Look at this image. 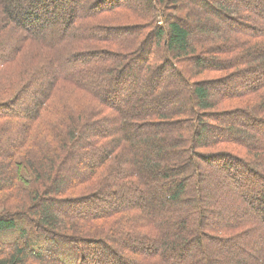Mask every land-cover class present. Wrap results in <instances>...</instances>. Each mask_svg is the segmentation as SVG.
Instances as JSON below:
<instances>
[{
	"label": "trees",
	"instance_id": "trees-1",
	"mask_svg": "<svg viewBox=\"0 0 264 264\" xmlns=\"http://www.w3.org/2000/svg\"><path fill=\"white\" fill-rule=\"evenodd\" d=\"M59 1L0 0V264H264V0Z\"/></svg>",
	"mask_w": 264,
	"mask_h": 264
},
{
	"label": "rangeland",
	"instance_id": "rangeland-1",
	"mask_svg": "<svg viewBox=\"0 0 264 264\" xmlns=\"http://www.w3.org/2000/svg\"><path fill=\"white\" fill-rule=\"evenodd\" d=\"M129 1H131V2H133V3H136L135 1L136 0H129ZM75 3V0H73V5H74V11L75 10H78V7L74 4ZM57 5H58V8H59V14H62V16L61 17H64L65 16V12L67 11V3L65 4L64 2H61V1H59L58 0V3H57ZM61 7H62V9H61ZM240 17L241 15L239 14V11H235V17ZM240 20H242V19H240ZM193 21L191 20L189 23H192ZM210 22H213V21H205V23L204 24H209ZM216 24H220V23H218V22H216ZM9 30H10V32L11 33H14V31L12 32V29L11 28H9ZM210 75H212V74H210ZM210 75H207V76H210ZM215 76H219L218 74H213V76H211V77H215ZM209 79H210V77H209ZM60 86V84H58L57 85V87H59ZM60 101V100H59ZM64 101V100H63ZM21 105H23V104H25V105H27V103H24L21 99L18 101ZM72 104H73V102H72ZM71 104V105H72ZM56 106H57V103H56ZM63 106H66L67 107V102L66 103H64V102H61V107H63ZM61 107H60V109H61ZM55 109H59V108H56L55 107ZM60 109L59 110H56V111H60ZM52 117V116H51ZM4 148L5 147H7V144H4V146H3ZM69 165H71V163H69ZM73 165V164H72ZM71 168V166H66V169H70ZM80 193V192H79ZM72 195V194H71ZM73 196V195H72ZM0 199H2V196H1V198ZM2 202V201H1ZM30 232H34V230L33 231H30ZM35 232H37V231H35ZM58 241H60L59 239H58ZM53 249H55V250H60L61 249V247H60V245H56Z\"/></svg>",
	"mask_w": 264,
	"mask_h": 264
}]
</instances>
